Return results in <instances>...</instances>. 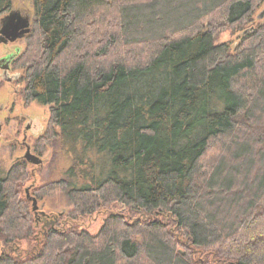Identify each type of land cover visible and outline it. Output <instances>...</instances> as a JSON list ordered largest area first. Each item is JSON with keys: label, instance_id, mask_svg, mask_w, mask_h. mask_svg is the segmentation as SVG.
Wrapping results in <instances>:
<instances>
[{"label": "trees", "instance_id": "1", "mask_svg": "<svg viewBox=\"0 0 264 264\" xmlns=\"http://www.w3.org/2000/svg\"><path fill=\"white\" fill-rule=\"evenodd\" d=\"M33 1L15 63L57 169L32 192L0 168V264H264V0ZM58 192L71 211L39 221Z\"/></svg>", "mask_w": 264, "mask_h": 264}, {"label": "rangeland", "instance_id": "2", "mask_svg": "<svg viewBox=\"0 0 264 264\" xmlns=\"http://www.w3.org/2000/svg\"><path fill=\"white\" fill-rule=\"evenodd\" d=\"M19 12L23 16L30 18L31 32L35 25L36 11L33 0H12V9L0 16V28L2 19L10 12ZM264 22V5L257 11L255 15V24ZM9 43H0V60L9 56H19L28 47L29 36ZM240 33L234 34L232 31H225L221 34L220 43L229 42L231 45L238 43ZM8 78L4 77V70L0 66V123L3 124V130L0 135V168L4 170L10 169L15 160L22 158L26 148L22 146L24 134H27V141L32 144L34 149L37 145V139L43 134L49 126L51 116L50 105H43L37 101H29L25 99L24 88L26 81L24 79L25 69L20 65L11 63L8 70ZM31 125L27 131V126ZM44 147V146H43ZM37 153L43 158V164L35 166L26 161V167L31 177L25 187L33 186L35 188L44 186L54 177V171L57 169V159L53 160L54 149L51 146H45ZM59 156H56L58 158ZM38 210L34 211L39 221H47L57 219L60 215H67L72 207L62 195L61 192L46 195L38 198ZM108 211H100L88 216H81L77 221L81 228L88 230L92 234H96L104 224ZM66 218V217H65ZM71 224V221H68ZM72 225V224H71Z\"/></svg>", "mask_w": 264, "mask_h": 264}, {"label": "water", "instance_id": "3", "mask_svg": "<svg viewBox=\"0 0 264 264\" xmlns=\"http://www.w3.org/2000/svg\"><path fill=\"white\" fill-rule=\"evenodd\" d=\"M31 32V23L30 18L23 16L19 12H10L4 19H2V26L0 28V43H9L15 42ZM0 66L6 71L9 69V63L6 62V59L0 60ZM1 133V126H0ZM25 159L34 165L43 164V158L39 155H35L30 151L28 147L27 152L25 153ZM28 197L30 195L28 193ZM33 201L34 211L38 210V200L35 197L31 198Z\"/></svg>", "mask_w": 264, "mask_h": 264}, {"label": "flooded vegetation", "instance_id": "4", "mask_svg": "<svg viewBox=\"0 0 264 264\" xmlns=\"http://www.w3.org/2000/svg\"><path fill=\"white\" fill-rule=\"evenodd\" d=\"M16 57H17V55H15V56H9V57L4 58V59H6V62L9 63V69H10V67H11V63H14ZM2 59H3V58H2ZM9 69H8V70H9ZM3 70H4V69H3ZM8 70H7V73H6V71L4 70V77H6V78H8V75H7V74H8ZM8 79H9V80H12L11 78H8ZM0 126H1V133H2V130H3V124L0 123ZM30 128H31V125L29 124V125L27 126V131L30 130ZM1 133H0V135H1ZM22 146L26 148L25 153L27 152L28 147H29V148H30V151H31L33 154H35V155H39V154L37 153L36 149H34L33 145L28 143V141H27V134H26V133L24 134V138H23ZM39 156H40V155H39ZM21 160L30 163L29 161H27V159H25V154H24V156H23L22 158H21V157L18 158V160H15V162H14L13 164H15V163H17V162H19V161H21ZM31 164H32V163H31ZM33 165H34V164H33ZM35 166H37V165H35Z\"/></svg>", "mask_w": 264, "mask_h": 264}]
</instances>
